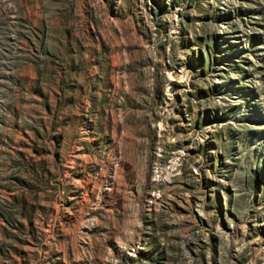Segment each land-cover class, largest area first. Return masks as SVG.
<instances>
[{
	"label": "rangeland",
	"instance_id": "obj_1",
	"mask_svg": "<svg viewBox=\"0 0 264 264\" xmlns=\"http://www.w3.org/2000/svg\"><path fill=\"white\" fill-rule=\"evenodd\" d=\"M0 264H264V0H0Z\"/></svg>",
	"mask_w": 264,
	"mask_h": 264
}]
</instances>
